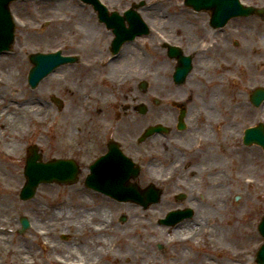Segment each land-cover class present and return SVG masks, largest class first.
I'll use <instances>...</instances> for the list:
<instances>
[{
  "label": "rangeland",
  "instance_id": "rangeland-1",
  "mask_svg": "<svg viewBox=\"0 0 264 264\" xmlns=\"http://www.w3.org/2000/svg\"><path fill=\"white\" fill-rule=\"evenodd\" d=\"M100 1L110 11L118 13H123L136 5L140 16L148 19L151 24V32L148 35L125 45L118 58L113 60H110L108 50L112 35L97 22L92 7L79 0H20L10 4L15 21V39L11 51L0 54V101L2 99L8 101V97L14 91V95L20 100L18 105L30 103V108H34L30 109V116L35 121L31 117L29 122L26 117L22 120H12L15 117L10 115L11 111L0 105V115L11 120L9 124L0 125V135L6 129V136L0 141V156L5 158L4 164L11 173L9 175L11 178L3 182L5 185L0 184V198L11 199V202L7 200L4 203L0 199V233L3 232L2 229L14 231L16 226H20V218L26 217L30 227L23 237L13 231L5 234L10 235L16 243L24 242L21 246L24 244L28 248L30 246L31 252L29 249L26 256L37 257L38 264H50L52 263L50 258L54 259L55 256L66 258L75 256L77 259L79 256L90 259L98 257L99 264H220V262L228 264L234 252L253 253L256 245L263 242L255 224L264 215V154L257 147L252 146L240 152L236 147V154L245 157L244 161L237 162L235 159L234 167L226 165L230 158L227 154L230 146L229 137L223 150L218 151L216 141H220L218 132L220 128L213 125L214 132L207 138L214 135L215 141L211 145H214V152L217 155V169L225 172L231 170L227 176L229 178L231 175L234 176V180L219 184L221 187L219 198L211 200L216 202L223 200L224 204L215 208L205 202L207 199L202 200L201 204L197 203L200 207L198 216L202 221L191 222L183 229L161 230L164 225L159 224V219L169 210L187 205V202L179 203L167 194L162 196L159 203L152 205L154 210L148 209L154 221L149 222L147 218L146 225H142L140 217L139 222L132 221L128 212L130 220L124 224H116L114 229L106 231V236L102 238L95 236L96 233L89 227V223H102L108 212L100 219L90 213L91 208L100 203H104L110 209L112 206L107 202L87 198L76 184L40 185L33 199L29 201L19 199L18 194L25 183L23 168L29 146L37 147L43 162L58 157L75 156L82 169L81 178L82 166L86 161V130L92 124L94 127L96 125L99 127L100 124H114L123 137L134 136L140 129L151 124L173 127V114L179 111L177 104L189 100L190 102L186 104L188 110L190 107H200L210 115L215 112L216 118L224 119L220 120L223 124V121L227 120L229 98L240 97L243 88L248 89L256 85L264 87V56L262 65H254L255 58L248 51L252 43L264 50V17L260 19L250 16L231 20L224 35L210 36L217 43L216 47L197 54L196 44L207 35L205 30L208 29L206 22L208 14L193 12L184 5L185 0H167L162 3H157L156 0ZM245 3L264 8V0H246ZM22 23L26 25L22 26ZM227 33L230 34L226 35ZM164 41L181 46L186 55H194L191 73L182 85H175L172 81L176 61L167 57L162 45ZM55 51H61L65 56L77 57V61L59 67L52 73L54 75L47 76L35 90H32L27 83L31 68L28 55ZM262 54L264 55V52ZM228 66L231 72H234L231 76L236 77L232 80L233 85L230 83L229 75L224 71ZM242 66L246 72L240 70ZM141 81L148 82L144 92L139 89ZM52 97L61 101L60 107L51 100ZM198 99L205 104L202 105ZM142 104L147 108L145 115L138 114V106ZM248 108L250 121L259 116L260 112L264 113V108H254L250 105ZM127 118L136 119L131 127L124 124ZM201 122L202 119L195 120L194 135L208 132L209 129ZM237 123L235 119L233 138L238 137ZM222 128L225 130V125ZM10 132L18 133L22 139L17 143L16 156L7 157L4 151ZM161 141L141 143L139 146L140 151L154 155L156 160L144 162L143 170L136 181L141 188L152 183L167 193L187 191L182 185V180H189L190 169L197 173L200 167L198 165L194 166L195 169L188 167L184 171L181 169L174 183L163 186L165 182L158 176L169 166L163 159L164 149L179 147V144L167 139ZM204 143H209V140H205L202 145ZM201 177L205 180L204 176ZM245 177L250 178L253 183L245 185L243 181ZM196 183L198 184V181ZM229 186L233 187L231 192L234 197L239 196L238 200L234 201V197H227L226 188ZM1 187L6 188V194L1 193ZM56 199L62 203L57 204L54 212H60L63 220L49 222L41 217V211L48 210L52 201L55 205ZM122 207L126 208V205ZM85 210H88L89 214L84 213ZM140 212L139 207L137 214L142 217ZM73 213L82 215L74 216ZM125 213L127 214L126 211ZM206 218L209 222L205 220ZM233 218L236 223V226L233 225L234 228L227 224ZM82 223L83 231L75 228L74 224ZM195 223L198 226L206 224L207 232L185 245L169 244L171 234L180 235L196 229ZM33 228L51 230L48 239L57 243L56 253L46 254L42 238H33L35 235ZM61 231L69 233L71 239L62 240ZM211 231L214 238L211 237ZM139 232H146L147 237L141 238ZM204 241L209 243L205 244ZM6 244L7 242L4 246ZM159 244L164 247L163 250H158ZM218 246L228 252L226 262L209 254H206V258L202 252L204 247ZM144 250L149 255L154 253L155 261L136 260L139 251ZM183 252L190 256L185 262L180 259Z\"/></svg>",
  "mask_w": 264,
  "mask_h": 264
},
{
  "label": "flooded vegetation",
  "instance_id": "flooded-vegetation-1",
  "mask_svg": "<svg viewBox=\"0 0 264 264\" xmlns=\"http://www.w3.org/2000/svg\"><path fill=\"white\" fill-rule=\"evenodd\" d=\"M260 19H262L264 17V14L261 16H257ZM242 18H248V17H242ZM234 20V19H233ZM232 20V21H233ZM206 22L208 25V29L205 30V34H207L208 32H210L209 38L204 39V37L196 44V47L198 45V47H200L201 45H207L206 49H199L197 51V54H200V52H203L205 50H209L211 48H215L217 43L213 40V38H210L211 35H213L215 37V35H224L226 33V30L229 28L230 22L231 20L223 27L220 29H214L210 26V17L207 16L206 18ZM230 33H227L226 35H229ZM225 35V36H226ZM205 41H207L206 43H204ZM209 47V48H208ZM192 57H194V55H191ZM196 56V55H195ZM264 55H261V57ZM234 69V66H232ZM244 67V66H243ZM228 71H226L227 75H229V80L230 83L233 85L235 80V76H231L233 75L234 72H231L230 67H226L225 69H228ZM243 72H246L245 69H243ZM232 73V74H231ZM244 78V76H243ZM231 86V85H229ZM258 88H264L261 85H256V86H251L248 89H244L241 90V94L240 97L237 96V98H235L234 96H232V98H229V105H228V113H227V120H225V122L223 121V123L225 125H227L228 127V135H229V139H228V143L230 144V146H228V151L227 154H229L230 158L228 159V161H226V165H229L230 167H234V163H235V159L237 160V162H243L245 157L240 156V154H236V147H238L239 152L242 150L244 151L249 149L250 147H257L259 150H261L264 154V150L262 149V147L258 146V145H249L245 143L244 140V136H245V132L246 130L249 129H257L259 128V130L264 129V113L260 112L259 116L257 115V117L253 120L250 121L249 113L250 110L248 108V105H250L251 107L254 108H264V101L260 102V104L258 106H255L252 102V93L254 90L258 89ZM245 94V97H244ZM198 101H201V104L204 105L205 102L202 101L201 99H198ZM187 102H190L187 101ZM186 103L183 104V107L186 109V112L184 113V129L183 130H178L176 128L177 125V118L180 115L179 113H175L173 114V127H169L168 128V132L166 134L163 135H154L151 136L149 138H147L146 140H144L143 144H145L146 142H152L154 140H156V138L159 139H167L170 141H174L176 143L179 144V147H172V148H168L166 147V149H164V160L168 162L169 166L167 168V170L165 171V175L172 173V171L174 170H178L179 167L183 166L185 167V169L188 167H193L195 169L194 166H199L200 170L198 169L197 173L195 171H191L188 174V178L189 180L184 181L182 180V185L184 187L185 190L187 191H179L178 193H167L165 191H161V198L163 195H170L172 197L173 200L181 203L183 201L187 202V205H183L182 207H176L172 210H181V211H189L191 213V217L195 216L200 207L197 206L201 201L204 199H216L219 198V191H215V189L210 190L209 187L213 185V188L217 187L219 184L222 185L223 183H226V181H232L234 180V176L231 178H229L227 175L230 174V172H228V170L223 174H221V178L223 179L221 182H219L217 180L218 175H216L215 171H211L209 173H204L203 169L204 167H217V163H218V159H217V155L214 152V145H211L213 141H215L214 135L210 138H207L209 134H213V130H212V126H205L207 127L208 132H206L203 135H194L193 131L195 130V120L197 119H202L201 124L205 125L204 123L206 121L208 122H212V120H214L216 118V116H214V114L210 115V113L205 112L203 109H201L200 107H190L188 110V108L186 107ZM237 102V103H236ZM248 104V105H247ZM191 109H194L195 111H191ZM232 109V110H231ZM231 110V111H230ZM138 114L140 115H145L141 114L138 112ZM237 117V118H236ZM117 118H114V120ZM217 120H224V119H218ZM238 121L237 123V134L238 137L237 138H233L234 136V122ZM135 118H127L125 121L127 122H123L124 124L128 125L129 127H131L132 123L135 121ZM153 125V124H151ZM151 125H147L146 127H143L142 130L140 129L134 136L132 135H128V137H123L116 129L114 124H100L99 127L96 125L94 127V124L90 125L87 127V136H86V146H85V150H86V161L83 164V173H82V177L80 178V176L78 177V182L76 185H78L82 191V194H84L87 198L89 199H96L99 201H103V202H107L108 204H110L112 206V209H110L109 207H106L104 205V203H100V204H95L93 206V208H91V212L93 213L94 217L97 218H102L103 214L105 215L107 212V216L105 218L102 219V223L97 222V223H89V227L95 232V230L93 228H100L101 230H105V231H101V232H95L96 233V237L98 238H102L106 236V231H110L111 229H114V226L116 224H124L126 223L129 219L128 217V212H130L129 216L131 218V220H139L141 222H143L142 225H146V219H148L149 222L154 221V217L151 216V213H148V209L150 208L149 211L154 210V208L151 207H140L141 208V216H139L137 214L138 208L139 206L136 203L133 202H119L117 201L114 196H112V194H108L107 192H104L103 190H101V188L98 186L97 183L92 184L91 179H92V168L91 166L95 163V161H97L99 158L105 156L108 154L109 152V148L112 147L115 150L119 149L126 157H128L130 160H132V162L139 167V174L142 172L143 167H144V162L148 161V162H152L155 161V156L151 155V154H147L146 152L144 153L143 151H140L139 146L141 145V143L139 142V137L140 135L143 133V131L151 126ZM193 135V136H192ZM130 140V141H129ZM205 140H209V143H204L203 142ZM200 141V144H199ZM232 142V143H231ZM217 150V149H216ZM147 154V155H146ZM75 158V156H74ZM113 158V157H112ZM77 159V158H76ZM78 160V159H77ZM202 162L201 164L198 162ZM79 163V161H78ZM222 163V162H221ZM205 164V165H202ZM223 164V163H222ZM202 166V167H201ZM179 174V173H178ZM178 174L176 176L173 177V179L167 183L166 185H170L172 183H174L177 179H178ZM137 176V177H138ZM201 176L205 177V180L202 179ZM96 178H98V176H96ZM180 180V177H179ZM210 180V182H209ZM198 181V184L196 183ZM136 183L138 184V182L136 181ZM165 185V186H166ZM216 185V186H215ZM226 193H227V197H234V195L232 194V190L233 187L229 186L226 188ZM224 193V191L222 192ZM236 197V196H235ZM233 198L234 201H236V198ZM239 199V196H238ZM237 199V200H238ZM160 202V201H159ZM62 202L59 201V199H56L55 201V205H54V201L50 202V208H54V210H56V206L57 204L60 205ZM123 205H126V208L122 207ZM123 208V209H120ZM125 211L127 212V214L125 213ZM171 211V210H169ZM84 213L89 214L88 210H85ZM75 216H80L82 215L81 213H77L74 214ZM140 217V219H139ZM147 221V222H148ZM202 221V220H201ZM160 224V221H158ZM145 223V224H144ZM258 222L255 224V226H257ZM177 225V224H176ZM173 225V226H176ZM76 229H79L80 231H83V227L84 224H74ZM88 226V225H87ZM151 226V225H150ZM149 226V227H150ZM17 228L14 229L13 232H16L18 236L23 237L22 235L27 231V230H22L21 225L20 226H16ZM41 230L45 231V235L44 237L42 236L41 240H45L47 241L49 244L53 245V247H57L56 245L57 243L52 242L51 240L48 239V237H50V233L51 230L46 228V229H42ZM2 233H0V251L2 249V254H0V264H38V258L33 256V255H27V251L30 249L31 252V247L29 246V248L24 244V246H21L24 242H19L16 243V241L14 239L11 238V236L6 235V232L11 233V229L8 230H4L2 229ZM61 232H65V231H61ZM60 232V238L62 240L63 237L61 235ZM102 235V236H101ZM8 236V238H7ZM37 238L38 237L36 235H33V238ZM7 239V240H6ZM71 239V235L69 233H67L65 240H70ZM5 242H7V244L4 246ZM3 243V244H2ZM4 246V247H3ZM41 248V245H40ZM44 251H46L47 253H51L50 249H45L43 248ZM86 249V248H85ZM84 249V250H85ZM164 247H158V250H163ZM29 252V253H30ZM56 253V252H54ZM80 254L81 253H77ZM53 256V255H52ZM98 258V257H97ZM97 258L94 259H90L86 256L81 257L79 256V259L72 257V258H66L64 256H55L54 259L51 257V261L52 263L50 264H91L94 261H97ZM60 259V260H58ZM99 264V263H98Z\"/></svg>",
  "mask_w": 264,
  "mask_h": 264
},
{
  "label": "water",
  "instance_id": "water-1",
  "mask_svg": "<svg viewBox=\"0 0 264 264\" xmlns=\"http://www.w3.org/2000/svg\"><path fill=\"white\" fill-rule=\"evenodd\" d=\"M16 0H0V52L9 50L14 42V23L11 19L9 5ZM87 5H91L94 11L98 15L100 22L105 23L107 29H111L115 35V39L112 43L113 52H117L120 46L129 40H132L135 36L147 34L148 30L141 20L138 13L134 10V7L124 13V16H120L118 13H108L107 9L99 2V0H81ZM187 6L193 8L195 11H210L212 16L213 25H224L227 20L232 16H245L254 12L251 8H242L238 3V0H186ZM125 20H127L129 27H125ZM170 57H176L179 62V66L174 73L175 84H183L186 76L191 70V62L189 57H182L181 52L177 49L170 48ZM29 60L33 65L30 70L28 83L32 89L36 88L38 83L46 77L49 73L54 71L57 67L65 63H73L74 58L62 57L61 54H41L36 53L29 56ZM147 84L141 83L140 89L144 91ZM54 101L60 105V102L56 99ZM140 112L145 111V107L139 108ZM151 134V130L145 133V136ZM250 137V132L247 133V138ZM257 140H261L256 136ZM264 147V143L262 144ZM30 156L27 160L25 168V176L27 182L22 190L21 197L24 200L30 199L34 196L36 188L40 183H52L58 182L61 184H71L75 181L74 177L77 173V169L68 161H51L47 164L38 162L41 160L40 155L37 154V148H30ZM136 174V173H134ZM127 173H123L121 178H117L116 183L121 186V191L125 192V186L127 183ZM115 180V179H113ZM135 190L138 188L135 186ZM152 191V190H149ZM139 201H143L139 199ZM145 202V201H144ZM24 224H27L26 220H23ZM261 234L264 236V219L259 227ZM259 264H264V245L262 246L258 255Z\"/></svg>",
  "mask_w": 264,
  "mask_h": 264
},
{
  "label": "bare ground",
  "instance_id": "bare-ground-1",
  "mask_svg": "<svg viewBox=\"0 0 264 264\" xmlns=\"http://www.w3.org/2000/svg\"><path fill=\"white\" fill-rule=\"evenodd\" d=\"M163 1H167V0H156V2L158 3V2H160V3H162ZM159 3V4H160ZM159 4H157V5H159ZM155 7H157V6H155ZM144 20H145V22L149 25V26H151V24H150V22L148 21V19H146V18H144ZM26 25V23H22V26H25ZM67 25V24H66ZM253 32H255V31H253ZM208 34H210V32H208L207 33V35L204 37V39L203 40H205V39H207V38H209V35ZM207 41H205L204 43H206ZM197 49H199V47H198V45H197V47H196ZM207 48V45H205L204 47H203V49H206ZM209 48V47H208ZM250 53H251V55L252 56H254V58H255V63H254V65H262L263 63H262V57H261V53L262 52H264V50L263 49H261V48H259V47H257V45L256 44H250V46H249V50H248ZM263 55V54H262ZM0 65H1V61H0ZM234 69H235V67H234ZM239 69V68H238ZM243 70V66L242 67H240V70ZM229 70V68L228 69H225L224 71H228ZM52 75H54V74H52ZM51 77V76H50ZM18 101H20L19 100V97H17L16 95H14V91H13V94L11 95V96H9L8 97V101L7 100H5V99H2L1 101H0V105H4L5 107V109L6 110H8V111H11V113H10V115H12V116H14L15 118H12V120H15V119H25V117H26V119H27V122H29V118L31 117L30 116V112H31V110L30 109H34V108H30V103H24V104H22V105H18ZM23 108H25L24 109V111H23ZM25 116H24V115ZM31 119H33L32 117H31ZM34 120V119H33ZM33 120H30V122H32ZM35 121V120H34ZM11 122V120L10 119H8L6 116H4V115H0V125L1 126H4V124H9ZM38 123V122H37ZM205 125H203V126H212V125H214V126H216V128H220L219 130H218V132H219V135H220V141L218 142V141H216V144L218 145V151L220 150V151H222L223 150V148L226 146L225 145V143H226V140H227V138L229 137V135H228V127H227V125H225L224 123L223 124H221V122L219 121V120H217V119H215V120H212V122H208V121H206L205 123H204ZM225 125V130H223V126ZM11 133V135H8L7 136V139L9 140V141H7V147H6V150L4 151V154L7 156V157H12V156H16V154H17V152H16V150L15 149H17V143L22 139V137L21 136H19V134L18 133H16V132H10ZM4 136H6V129H5V131H3V133L0 135V141L3 139L2 137H4ZM162 140V139H161ZM159 138H156V140H154V141H152V142H162ZM5 159V158H4ZM3 159V157H1L0 156V184H2V185H5L3 182H5L8 178H11L9 175H11V173H9V170H7L6 169V165L4 164L5 162V160ZM4 160V161H3ZM11 165V164H10ZM218 167H204V169H203V172L204 173H209V172H211V171H215L216 172V175H218V177H217V180L219 181V182H221L223 179L221 178V174H223L224 173V171L223 170H218L217 169ZM191 171H193L192 169H190L189 170V173L191 172ZM249 178L248 177H245L244 179H243V181L247 184L248 182H247V180H248ZM209 182H210V180H209ZM247 185H249V184H247ZM210 186H212V187H209V189L210 190H212V189H215V191L217 192V191H219L220 192V189H221V187L220 186H217V187H215V188H213V185H211L210 184ZM216 186V185H215ZM223 187V186H222ZM1 193L2 194H6V188H4V187H1ZM9 196H11L10 194H9ZM220 198H222V197H220ZM1 199V201H3L2 203H4V202H7V200L8 201H10L11 202V199H7L6 197H2V198H0ZM207 204H210L211 206H214L215 208H218V207H220L222 204H224V201L223 200H219V201H211V200H209V199H207L206 201H205ZM216 202V203H215ZM9 203V202H8ZM10 204V203H9ZM19 208V207H18ZM55 210H54V208L52 207V208H50V209H48V210H45V211H41V217H44L47 221H49V222H54V221H62L63 220V217H62V215L60 214V212L59 213H56V212H54ZM199 211H200V209H199ZM198 211V212H199ZM214 219V218H213ZM207 222H209V220L206 218L205 219ZM201 221V219H199V216H198V213L195 215V217H194V219H191V220H189V221H184V222H181V224H180V226H178V227H176V228H173V231H176V230H179V229H183L184 227H187L188 225H190V223L191 222H200ZM196 224V223H195ZM227 224H229V225H231V227L232 228H234L233 227V225L234 226H236V223H235V219L233 218V219H231L230 221H228L227 222ZM172 228H161V230L162 231H168V230H171ZM196 231V233L197 234H195L196 236L195 237H199L202 233H204V232H207V230H208V227H207V225L206 224H204V225H200V226H198L197 224H196V229L195 228H193V229H191L190 230V232L191 231ZM213 231V230H212ZM212 231H211V237L212 238H214V236H213V234H212ZM183 234H188V233H183ZM183 234H181V235H183ZM102 236V235H101ZM139 236L141 237V238H146L147 237V233L145 232V233H143V232H139ZM44 237V236H43ZM195 239V238H194ZM196 240V239H195ZM142 243V242H141ZM186 242H185V240L183 239V238H180V237H177L176 239H173V240H170L169 241V244H171V245H174V244H177V245H184ZM204 243H205V241H204ZM206 243H209V242H206ZM205 243V244H206ZM45 246H47V244H45ZM50 252L51 253H53V252H55V251H57L58 249H57V247H52V246H50ZM203 252V254H205V257L207 258V256H206V254H209V255H211L212 257H214V258H217L218 260L220 259V260H225V259H228V257H227V255H228V252L223 248V247H216V248H214V247H211V248H208V247H204V250L202 251ZM155 255H154V253H152L151 255H149V254H147V252L144 250V251H139V253L137 254V256H136V260H143V261H155V257H154ZM190 256H188V255H186L184 252L181 254V256H180V259H181V261L182 262H185L186 260H187V258H189ZM204 257V258H205ZM230 261L228 262V264H256V261L254 260V259H251L250 257H249V255H247V253L246 252H240V253H238V252H234L231 256H230V259H229ZM224 262H226V260L224 261ZM219 263V262H218ZM220 264H221V262H220Z\"/></svg>",
  "mask_w": 264,
  "mask_h": 264
}]
</instances>
